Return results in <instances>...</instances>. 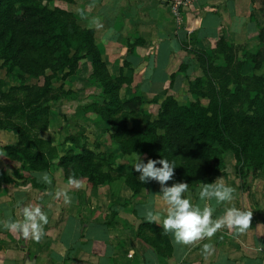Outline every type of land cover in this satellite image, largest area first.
Returning a JSON list of instances; mask_svg holds the SVG:
<instances>
[{
  "label": "trees",
  "instance_id": "16d2710c",
  "mask_svg": "<svg viewBox=\"0 0 264 264\" xmlns=\"http://www.w3.org/2000/svg\"><path fill=\"white\" fill-rule=\"evenodd\" d=\"M51 1L0 0V66L7 73L17 69L41 82L35 87L0 90L4 103H0V130L13 131L17 136L16 144L3 147L1 155L13 167L18 165L19 171L29 173L31 182L33 174L53 169L64 181L69 183L74 177L92 189L117 180H123L133 195L140 194L145 187L134 171L125 176L115 175V156L80 145L76 136L64 140L70 149L59 154L50 141L37 134L47 130L49 102L57 101L51 88L53 82L73 76L87 59L91 79L101 88L102 97L101 105H93L92 113L107 126L108 137L124 158L132 159L137 154L145 159L163 157L174 161L173 182L183 180L192 189H199L204 182H214L213 175L224 166L227 153L235 161V176L241 187L247 176H264V73L245 79L241 75L244 61L232 68L230 56L225 58L224 67H214L211 57L196 52L207 68L205 78L195 79L189 85L194 102L179 105L173 97L165 96L153 119L143 112L139 99L120 97L121 88L129 81L109 75L93 30L80 27L69 11L51 8ZM251 2L259 6L264 17V0ZM257 40L263 47L262 53L248 59L255 70L260 54L264 55V27L259 29ZM225 44L220 38L214 52ZM186 68L181 65L177 74L184 75ZM175 76L170 77V86ZM19 90L24 92L23 98L15 94ZM21 178L20 174L7 176L0 171V188ZM135 236L159 260L169 262L172 246L162 227L153 222L140 223Z\"/></svg>",
  "mask_w": 264,
  "mask_h": 264
},
{
  "label": "crops",
  "instance_id": "0c3cea01",
  "mask_svg": "<svg viewBox=\"0 0 264 264\" xmlns=\"http://www.w3.org/2000/svg\"><path fill=\"white\" fill-rule=\"evenodd\" d=\"M72 1L81 4L86 23L83 26L76 23L93 30L95 44L102 51V61L111 77V72L115 78L124 77L141 96L158 97L160 103L165 96H171L179 105L182 100L187 102L183 105L194 102L188 89L194 83L189 80L190 74L202 78L194 54L182 46L192 41L194 53L210 54L220 38L228 44L258 42L263 21L259 6L251 0H194L188 7L179 9L178 17L170 13L174 0ZM181 65L187 66L184 75L177 74ZM172 75L176 76L170 86ZM122 91L126 92V86L119 94ZM160 103L157 99L156 105ZM39 137L47 140L42 134ZM0 138H5V141L0 139V171L7 176L22 175L13 184L0 188V220L8 216L21 218L16 207L18 201L39 203L48 213L45 235L39 241L0 228V264H234L227 258L231 259L235 253L241 256L240 264H264V209L261 214L252 212L257 199L239 188L235 175L219 172L213 175L214 181L222 179L236 190L233 201L215 205L216 215L227 207L248 210L252 213L249 228L243 233L221 228L212 237L186 246L175 244L168 234L172 254L167 262L159 260L135 236L140 223L153 222L146 216L149 208L162 212L165 207L157 195L160 191L157 182L144 183V189L137 195H133L123 180L96 189L80 182L77 188L53 169L44 172L50 176L51 184L37 182L41 173L33 174L31 182L29 173L19 171L18 165L13 167L1 155L3 147L16 144V134L0 130ZM230 156L226 154L224 165ZM135 174L138 179L139 173L135 171ZM167 183L170 185L173 180ZM189 190L193 201H198L199 189ZM63 192L72 197L70 203L64 202L60 195ZM153 223L162 227L161 221ZM205 244H211L210 252L203 250Z\"/></svg>",
  "mask_w": 264,
  "mask_h": 264
},
{
  "label": "rangeland",
  "instance_id": "374dc122",
  "mask_svg": "<svg viewBox=\"0 0 264 264\" xmlns=\"http://www.w3.org/2000/svg\"><path fill=\"white\" fill-rule=\"evenodd\" d=\"M174 0L171 5L175 3ZM51 8L59 7L69 11L74 16L75 21L79 22L81 26L85 25V19L82 18V8L81 4H65L61 0H52L49 3ZM259 10V8H258ZM261 23V28L264 27V17ZM192 41L185 43L182 47L185 48L187 52L194 54V60H196V66L198 65L202 74L201 77L205 78L203 75L206 72V62L204 64V59L201 55L195 54V49H193ZM251 45V46H250ZM191 49H188V48ZM263 50L262 45L257 42L245 43V44H232L226 43L220 47V50L214 52V49L210 54H205L211 57L212 65L214 67H224L226 65L225 58L232 56V64L234 65L243 62L241 67V75L245 79H252L254 77H260L264 73V55L260 54V62L257 70L253 68V65L249 62V57L255 55L256 53ZM102 53V51H101ZM246 60V61H245ZM248 61V62H247ZM246 65V66H245ZM187 67V66H186ZM5 67L0 66V90L5 92L9 87H35L41 85V82L28 78L17 69H14L12 73H7L4 69ZM112 73V78H115V74ZM199 73V72H198ZM62 75L59 73V76ZM119 77V76H118ZM191 82L195 81L194 73L189 76ZM190 84V82H187ZM131 83H127L126 92H121L120 97L122 99L137 98L141 101V109L147 115H151L155 119L156 114L159 110V105H156L157 99L160 103L158 97L147 98L138 94L137 89L131 88ZM51 88L57 94V101L49 102V118H48V128L45 132H38L37 134L50 140L51 143L58 149L59 154H63L69 150V146L64 144V140L68 136H76L79 139L80 145L85 144V146L95 152L102 153L105 155H113L116 158V165L114 167L115 175L125 176L131 171L135 170L133 167L132 159L124 158L119 154L118 146L115 142L110 140L108 137V128L102 122V120L92 113L93 105H101V88L97 83L91 79V68L90 60L87 59L82 65H80L77 72L70 77L61 79L57 82H53ZM131 89V91H129ZM189 89V88H188ZM17 97L23 98L25 96L24 92L17 91L15 93ZM156 99V102H152ZM180 100V99H179ZM163 101V100H162ZM0 103L3 105L2 100ZM185 100H182V104H186ZM201 103L206 105V101L202 100ZM51 137V138H50ZM3 139V138H0ZM5 141V138L3 139ZM7 141V140H6ZM1 143V142H0ZM140 156V155H138ZM141 157V156H140ZM142 158V157H141ZM233 169V170H232ZM235 161L232 157L226 158L225 165L218 171L224 175H235ZM237 184L240 189L244 192L254 195L256 202L252 204L255 205L252 212L262 213L261 209H264V176L251 177L247 176L242 187L240 186L239 180L237 179ZM259 202V203H258ZM221 233L219 232V235ZM222 236V235H221ZM207 243V242H204ZM27 255L30 256L29 251L25 250ZM235 255V256H234ZM232 258H227L228 261L232 260L234 264L241 263V256L239 254H234ZM33 257V256H32ZM34 258H32L33 260ZM25 264H30L26 262Z\"/></svg>",
  "mask_w": 264,
  "mask_h": 264
},
{
  "label": "clouds",
  "instance_id": "9594fccd",
  "mask_svg": "<svg viewBox=\"0 0 264 264\" xmlns=\"http://www.w3.org/2000/svg\"><path fill=\"white\" fill-rule=\"evenodd\" d=\"M133 160V169L139 173L141 183L155 181L160 186V200L164 204L163 211L149 208L147 219L161 221L165 234H171L177 245H190L193 242L212 237L221 228H234L237 233L245 232L250 225L252 213L237 207H227L223 213L216 215L215 205L230 202L235 199V188L225 184L222 179L212 183H202L199 187L198 201L194 202L189 184L183 180L167 183L174 178L176 164L166 158L151 159L147 161L137 154ZM38 183L51 184L50 176L41 173L37 176ZM69 183L77 188L81 186L79 179H69ZM64 202L70 203L72 197L66 192ZM214 202V204L212 203ZM16 207L20 209L21 218L8 216L0 220V228L9 232H18L24 238L31 237L39 241L45 235V226L48 224V213L42 209L41 204H24L18 201ZM211 244H205L203 250L211 251Z\"/></svg>",
  "mask_w": 264,
  "mask_h": 264
},
{
  "label": "built area",
  "instance_id": "2783aa9c",
  "mask_svg": "<svg viewBox=\"0 0 264 264\" xmlns=\"http://www.w3.org/2000/svg\"><path fill=\"white\" fill-rule=\"evenodd\" d=\"M194 0H177L172 6V13L175 17H178L179 9L188 7Z\"/></svg>",
  "mask_w": 264,
  "mask_h": 264
}]
</instances>
